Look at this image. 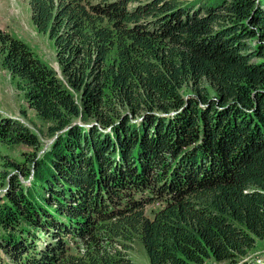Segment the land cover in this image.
Instances as JSON below:
<instances>
[{"label":"trees","instance_id":"16d2710c","mask_svg":"<svg viewBox=\"0 0 264 264\" xmlns=\"http://www.w3.org/2000/svg\"><path fill=\"white\" fill-rule=\"evenodd\" d=\"M27 1L58 66L0 33V61L53 138L39 155V135L0 113V146L32 150L0 171L13 264H133L136 239L150 264H251L264 0Z\"/></svg>","mask_w":264,"mask_h":264},{"label":"rangeland","instance_id":"374dc122","mask_svg":"<svg viewBox=\"0 0 264 264\" xmlns=\"http://www.w3.org/2000/svg\"><path fill=\"white\" fill-rule=\"evenodd\" d=\"M0 33L10 34L30 46L32 51L46 63L57 67L55 48L47 36L38 32L31 20V9L27 0H0ZM1 45V41H0ZM184 95H192L189 88L184 90ZM214 96V93H211ZM0 113L12 119H16L26 124L35 131L43 142L40 154L53 142V138L48 134V124L41 120L34 111L30 110L26 97L24 84L18 78L4 68L0 61ZM31 152L25 146H0V171L13 172L8 167L9 161L24 160V153ZM17 172V171H14ZM23 183L28 184L30 179H25L20 175ZM0 189V196L4 192ZM133 264H150L146 251L139 239L132 244L130 252ZM264 264V242L259 241L255 250L242 261V263ZM0 264H13L7 254L0 248ZM206 264H219L209 261Z\"/></svg>","mask_w":264,"mask_h":264}]
</instances>
